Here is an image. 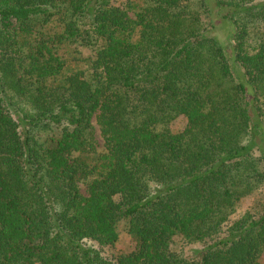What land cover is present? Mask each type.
I'll return each mask as SVG.
<instances>
[{"label":"trees","instance_id":"trees-1","mask_svg":"<svg viewBox=\"0 0 264 264\" xmlns=\"http://www.w3.org/2000/svg\"><path fill=\"white\" fill-rule=\"evenodd\" d=\"M263 251L264 0H0V264Z\"/></svg>","mask_w":264,"mask_h":264},{"label":"rangeland","instance_id":"rangeland-1","mask_svg":"<svg viewBox=\"0 0 264 264\" xmlns=\"http://www.w3.org/2000/svg\"><path fill=\"white\" fill-rule=\"evenodd\" d=\"M213 35L214 38L218 41V43L222 44L223 46L227 44V33L224 28L218 26V29L214 31ZM91 126L93 128V133H94L93 139H94L95 151H100L102 149L103 142L100 138L99 132L96 127L95 117L91 118ZM78 188L80 195L85 196L86 195L85 186L81 183H78ZM260 194H254L241 199L236 205L235 215L240 216L246 210L252 207L257 202V199ZM131 248H132L131 240L121 233L120 240L116 244H114L113 246H104L102 248H97V250H99L102 256L106 258H112L115 257L118 253L129 251ZM259 261L261 264H264V251L260 256Z\"/></svg>","mask_w":264,"mask_h":264}]
</instances>
